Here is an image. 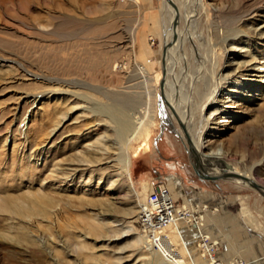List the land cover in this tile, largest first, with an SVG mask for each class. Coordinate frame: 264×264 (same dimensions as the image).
Returning a JSON list of instances; mask_svg holds the SVG:
<instances>
[{"label": "rangeland", "instance_id": "374dc122", "mask_svg": "<svg viewBox=\"0 0 264 264\" xmlns=\"http://www.w3.org/2000/svg\"><path fill=\"white\" fill-rule=\"evenodd\" d=\"M163 1L0 0V264H151L152 254L135 241L145 235L137 224L140 206L158 185L199 215L201 230L209 225L204 233L221 246L223 262L264 261V195L233 179L196 176L194 156L161 96L192 113L186 128L191 136L205 132L201 154L222 153L214 166L199 160L207 174L221 172L224 161L264 187V0H204L194 29L205 37L200 53L209 61L216 56L214 69L212 61L200 63L191 41L163 66L169 16ZM176 2L185 17L190 3ZM177 22L169 24L184 30ZM175 74L184 84L181 98L169 85ZM192 75L202 80L197 92L188 89ZM162 81L168 85L161 91ZM206 88L220 92L198 119ZM126 99L134 102L132 120L146 126L129 144V176L113 161L120 144L100 107ZM103 152L112 160H98ZM172 178L179 179L174 189ZM206 189L222 203L206 202ZM33 200L53 202L48 214L11 206L27 211ZM87 223L103 230L92 233ZM176 224L163 236L182 263L193 264L188 255L196 253L197 263L208 264L195 227Z\"/></svg>", "mask_w": 264, "mask_h": 264}, {"label": "bare ground", "instance_id": "6f19581e", "mask_svg": "<svg viewBox=\"0 0 264 264\" xmlns=\"http://www.w3.org/2000/svg\"><path fill=\"white\" fill-rule=\"evenodd\" d=\"M187 1L190 3L189 9H191V11L188 12L185 17L182 16L183 14L181 11V6H182L181 2L177 3L176 0H164L163 1V4L165 3V6H164L165 9H167V11L169 13V16L166 20V21H168V23L167 24L165 23L166 25L164 26L165 30H164V35H163L164 36L163 66H164L166 61H170L171 55L173 54L171 52H174L176 49H178L185 42L191 41V43L196 45V49H197L196 56L200 60V63L201 64H203V63L207 64L210 61H212V64H213L212 69H214L216 66V61H215L216 56H213L212 60L209 61V59L207 58V55L200 53V51H199V46L201 43L200 40H203L205 37H204V34L202 31H200L198 29H194L195 27H197V25L195 24V21L197 20L196 17H197V15L200 14L199 13L200 7L203 8L205 6V1L204 0H187ZM180 20L182 21L184 28H185L184 30L182 29L183 31L181 29L175 27V26H171L173 23H178L177 21H180ZM169 21H170L171 25L169 24ZM131 36H132V43H133V41H135V28L133 30H131ZM172 43H173V45H172ZM208 44H211L210 40L208 41ZM170 67L172 68V66H170ZM138 71H139L138 74L141 76L142 80L145 83H147L148 80H150V79H149V76H148V73L146 72V70L142 67H138ZM164 71H165L164 72V79H165V77L170 74V70L165 68ZM184 75H182V77H184ZM175 76H176V74H175ZM181 80L182 79H180L179 76H176L174 83L172 82L169 84L172 87L175 85L176 87L179 88V90L176 92L179 98H181V96L183 95L182 86L184 84H183V81H181ZM201 81L202 80L200 79V76H197V75L190 76L189 81H188V89H192V91L195 90L197 92L198 90H200V86L202 87V85H200ZM164 85H168V84L166 82L164 83V81H162L161 82V91L164 90ZM206 89L208 92L203 94L206 97L205 98V104L202 107V109L200 110V116L198 119L202 118L203 113L205 112L207 107L211 106L213 104V102L215 101V98L217 97V95L220 92L219 88H217V89L216 88H206ZM71 94L73 96H75L76 98H78L81 101L86 103V97L85 96H82L81 94H76L73 92H71ZM161 96H162V99L164 100V102H166L167 105L169 106V108L171 109L173 116L177 119V121H179L181 123L182 127L186 130V133L188 134V138L192 144L191 147H193L194 152L198 154L199 160H201L202 162H205V161L217 162L219 159H221V157L223 155L220 151H211L210 153H207V154H203V153L201 154V148L203 145V138H204L205 132L203 131V129H200V130L198 129L200 134H198V132H197L196 134L191 136V134L188 132V130L186 128L187 125L190 124V123L187 124L186 122H189V120H190V122L193 121L192 113L188 112L187 110L178 109V107L175 105V101L173 100V98H171V96L168 98V100H166L162 94H161ZM128 99H129V97H128ZM128 99L123 100V101L119 100V101L115 102L114 105H110L107 107L106 106H104V107L100 106L107 113V116H108L107 118L109 119V121L115 125V132L117 134L118 142L120 144V146L118 147L119 149H117L119 151L117 154L118 157H117V159H115L113 161L117 162L120 165V170H122V172L125 173L127 176H129V165H130V157L128 155L129 144L131 142H133L134 140H136L137 138H139L141 136V134L143 133V129L146 127L145 123H142V121L140 119H137V121H133L131 116L128 114V107L130 105L132 106V104H134V102H131ZM193 99H194L193 96H191V97L187 96L186 97V100H188L190 102L193 101ZM95 109L96 108H92L91 111L94 112L95 114H98V108L96 109L97 111ZM144 110L149 111L146 108ZM187 114H191V117L189 118V120H186V118H185V115L187 117ZM188 116H190V115H188ZM151 123L152 122H149L147 126H149V124H151ZM184 138H185V136H184ZM185 140H186V138H185ZM109 149H110V147H109ZM100 155H101V159L98 158V160H100L101 162L111 159L110 158L111 154H108V152L107 153L103 152ZM240 174L244 178L253 181V179L245 176V174H242V173H240ZM236 182L241 183L240 181H236ZM130 191L133 195H135L132 188L130 189ZM30 204L35 206V208L31 209L29 207L27 211H25L26 210L25 207H23L22 205L21 206L17 205L16 203H11V206L14 207L15 209H20L19 213H21V214L29 213L31 215L38 217V216L47 215L48 209L52 206L53 202L48 201L45 204L41 205L38 200H33V201H31ZM87 224H88L90 232H92V233H99L100 231L103 230V227L101 229L99 225L89 224V223H87ZM176 226H177V224L175 222L174 224L170 225L169 227L175 228ZM169 227H167L160 234L158 241L150 239L149 235L146 232H145V235L140 236V238L136 239V241H135L138 243L140 242L152 254L153 259H151V264H183L181 256L178 254V252L175 249H173L171 241L168 239L167 236H163L164 232L167 231ZM198 264H201V263H198ZM202 264H204V263H202Z\"/></svg>", "mask_w": 264, "mask_h": 264}, {"label": "built area", "instance_id": "2783aa9c", "mask_svg": "<svg viewBox=\"0 0 264 264\" xmlns=\"http://www.w3.org/2000/svg\"><path fill=\"white\" fill-rule=\"evenodd\" d=\"M132 0H121L131 2ZM186 220L193 225L198 232V249L208 264H242L241 261L225 263L217 258L219 244L202 232V224L199 215L188 212L182 206L177 205L168 189L158 185L149 192L146 202L140 206L137 224L139 229L146 232L150 239L158 241L160 234L178 220Z\"/></svg>", "mask_w": 264, "mask_h": 264}, {"label": "water", "instance_id": "95a60500", "mask_svg": "<svg viewBox=\"0 0 264 264\" xmlns=\"http://www.w3.org/2000/svg\"><path fill=\"white\" fill-rule=\"evenodd\" d=\"M178 124L186 138V142L189 146V151H190V154H192L194 157H193V160L195 162V165H194V169L196 171V173L198 174L199 177L203 178V179H206V180H210V181H216V180H219V179H233L234 181H240L241 184H243L244 186H247V187H250L256 191H258L260 194L264 195V188L259 186L258 184H256L254 181H251L249 179H246L244 178L240 173H237L238 170L235 166H233L232 164H229V163H225L224 161H220L218 166L221 170V172H219V170L213 168L212 173L211 175L208 173L206 175H201L199 174V168H202L199 164V158H198V154L194 152L193 150V147H191V142L188 138V134L186 133V130L182 127L181 123L178 121ZM211 165V166H214L215 164L210 162V161H206V162H202V165ZM234 171H237V172H234Z\"/></svg>", "mask_w": 264, "mask_h": 264}, {"label": "crops", "instance_id": "0c3cea01", "mask_svg": "<svg viewBox=\"0 0 264 264\" xmlns=\"http://www.w3.org/2000/svg\"><path fill=\"white\" fill-rule=\"evenodd\" d=\"M199 170V174H201V175H206L207 174V172L205 171V169H203V168H199L198 169ZM193 172L195 173V175L196 176H198V174L196 173V171H195V169H193ZM199 177V176H198ZM200 179H203V178H201V177H199ZM178 179V178H177ZM179 180V179H178ZM178 180H176V181H178ZM172 188L174 189V186H176L177 185V183H176V181H175V178H172ZM181 181V180H180ZM179 182V181H178ZM178 186V185H177ZM176 186V187H177ZM214 186L216 187V188H218V189H220V187H219V185L218 184H214ZM203 194H205L203 197L205 198L204 200L206 201V202H210V204L212 203V202H214V203H222V200H221V196L220 195H218V194H216L215 192H211V190L210 189H206V190H204L203 192H202ZM220 198V199H219ZM180 199V197H178L177 198V200H179ZM224 214H226V213H224ZM208 226L209 225H206L205 224V226H203V228H202V232H206V233H211L210 231H209V229H208ZM193 231L195 232L196 230L195 229H193ZM213 238V237H212ZM255 250H256V248H257V246H255V247H253ZM220 249H221V246L219 245V252L217 253V258L219 259V260H221V261H225L224 259H225V257H224V254H223V252H220ZM193 250H195L194 249V247H193ZM188 253V252H187ZM190 254H192L193 252H192V249H191V251L189 252ZM188 255V254H187ZM190 257V259L189 260H191V263H193V264H196L197 263V260H198V258L196 257V253H195V255L194 254H192V256L191 255H188V258ZM258 256H256L255 258H257ZM204 264H206L205 263V261L203 262ZM198 264V263H197ZM202 264V263H201ZM261 264H264V261L261 263Z\"/></svg>", "mask_w": 264, "mask_h": 264}]
</instances>
